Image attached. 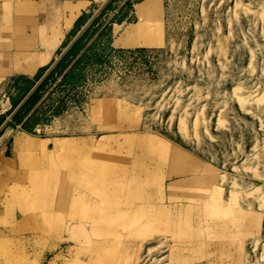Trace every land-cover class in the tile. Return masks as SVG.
Here are the masks:
<instances>
[{
  "label": "rangeland",
  "instance_id": "obj_1",
  "mask_svg": "<svg viewBox=\"0 0 264 264\" xmlns=\"http://www.w3.org/2000/svg\"><path fill=\"white\" fill-rule=\"evenodd\" d=\"M139 1L33 106V135L66 139L1 175L0 264H264V0H164L158 45L114 47Z\"/></svg>",
  "mask_w": 264,
  "mask_h": 264
},
{
  "label": "crops",
  "instance_id": "obj_2",
  "mask_svg": "<svg viewBox=\"0 0 264 264\" xmlns=\"http://www.w3.org/2000/svg\"><path fill=\"white\" fill-rule=\"evenodd\" d=\"M103 1L0 0V126L32 88L36 78L41 77L46 71L43 70L74 37L77 25L80 29ZM160 6L164 8V0H141L134 4L125 21L114 26L113 46L141 50L158 45L159 28L151 29L147 20L160 16ZM131 16L134 19L127 22ZM34 109L19 122L11 119L0 132V179L2 174L18 173L20 167H26L25 164L31 161L30 158L37 163L46 161L38 149L23 150L26 144L32 143L49 152L66 139H42L33 135L36 127L46 129L39 124L27 125ZM48 140H53L51 149L49 143L46 144Z\"/></svg>",
  "mask_w": 264,
  "mask_h": 264
},
{
  "label": "trees",
  "instance_id": "obj_3",
  "mask_svg": "<svg viewBox=\"0 0 264 264\" xmlns=\"http://www.w3.org/2000/svg\"><path fill=\"white\" fill-rule=\"evenodd\" d=\"M109 7V4L105 7L107 8ZM101 15V14H100ZM100 15L92 22V24L89 26V28L82 34V36L74 43V45L71 47V49L67 52V54L61 59V61L57 64V66L51 71V73L46 77V79L43 81V83L38 87V89L31 95V97L26 101V103L21 107V109L13 116L12 121L13 122H19L21 120V117L23 114L27 113L39 100L40 98V94L43 90V88L45 87L46 83L53 78V76L59 74L63 69H65L68 65V63L70 62V60H72L74 57L77 56V54L83 49L84 47V43L87 39V37L89 36L92 28L96 25V23L98 22V18L100 17ZM80 25H77V29L74 32V34L72 36H74L76 34V32L78 31V27ZM66 46V45H65ZM64 46V47H65ZM63 47V48H64ZM82 63V61H79V59L70 67V69H68V71L65 73V75L62 76V81L61 83L64 84H68L71 83L73 81H77L78 80V75L81 74V69L79 68V65ZM48 67H46L43 72L47 69ZM40 78V76H38L36 78V81ZM28 92V91H27ZM26 92V93H27ZM25 93V94H26ZM24 94V96H25ZM23 96V97H24ZM22 97V98H23ZM21 98V99H22ZM20 99V100H21ZM20 102V101H19ZM18 104V103H17ZM16 104V105H17ZM15 105V106H16Z\"/></svg>",
  "mask_w": 264,
  "mask_h": 264
},
{
  "label": "water",
  "instance_id": "obj_4",
  "mask_svg": "<svg viewBox=\"0 0 264 264\" xmlns=\"http://www.w3.org/2000/svg\"><path fill=\"white\" fill-rule=\"evenodd\" d=\"M111 0H105L98 7V9L91 15L87 22L78 30L74 37L68 42L64 49L59 53L57 58L51 63V65L46 69V71L41 75V77L35 82L32 88L27 92V94L22 98L18 105L13 109L9 116L4 120L0 126V132L8 124V122L13 118V116L21 109V107L26 103V101L31 97V95L38 89V87L43 83L46 77L51 73V71L57 66L61 59L67 54L74 43L82 36V34L89 28L92 22L102 13L105 7L110 3Z\"/></svg>",
  "mask_w": 264,
  "mask_h": 264
},
{
  "label": "bare ground",
  "instance_id": "obj_5",
  "mask_svg": "<svg viewBox=\"0 0 264 264\" xmlns=\"http://www.w3.org/2000/svg\"><path fill=\"white\" fill-rule=\"evenodd\" d=\"M24 148H27V147H24ZM39 149H40V148H39ZM29 150H30V149H29ZM33 150H34V149H33ZM33 150H32V151H33ZM35 150H36V149H35ZM40 150H41V151H42V150L44 151V149H43V148H41ZM43 151H42V152H43ZM23 220H24V219H23ZM24 221H25V220H24Z\"/></svg>",
  "mask_w": 264,
  "mask_h": 264
}]
</instances>
